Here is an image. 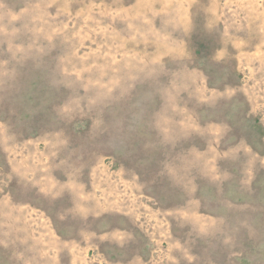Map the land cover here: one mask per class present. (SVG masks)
I'll return each instance as SVG.
<instances>
[{
  "label": "rangeland",
  "instance_id": "1",
  "mask_svg": "<svg viewBox=\"0 0 264 264\" xmlns=\"http://www.w3.org/2000/svg\"><path fill=\"white\" fill-rule=\"evenodd\" d=\"M0 264H264V0H0Z\"/></svg>",
  "mask_w": 264,
  "mask_h": 264
}]
</instances>
